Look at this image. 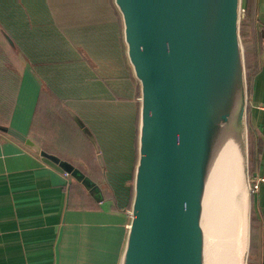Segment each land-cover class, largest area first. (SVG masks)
Here are the masks:
<instances>
[{
  "label": "water",
  "instance_id": "obj_1",
  "mask_svg": "<svg viewBox=\"0 0 264 264\" xmlns=\"http://www.w3.org/2000/svg\"><path fill=\"white\" fill-rule=\"evenodd\" d=\"M112 2L139 85L137 158L118 264H227L220 250L205 255L203 241L220 198L236 218L235 264H248L252 191L242 0ZM68 112L103 167L94 136ZM24 144L102 200L78 168L27 137Z\"/></svg>",
  "mask_w": 264,
  "mask_h": 264
},
{
  "label": "trees",
  "instance_id": "obj_2",
  "mask_svg": "<svg viewBox=\"0 0 264 264\" xmlns=\"http://www.w3.org/2000/svg\"><path fill=\"white\" fill-rule=\"evenodd\" d=\"M0 5L4 10L0 12V127H7L11 117L19 85L14 60L21 55L41 82L26 137L41 151L78 168L102 194L97 202L83 187L71 191L68 209L95 211L104 205L109 212L125 215L137 158L139 85L125 55L121 19L112 0H0ZM241 7L240 35L249 81L256 70L255 0H242ZM85 101L111 103L112 108L118 102L128 105V124L114 128V141L104 137L103 167L68 112L83 123L71 105L79 108ZM259 139L248 132L250 174L261 147ZM258 229L259 219L252 210L248 264H259Z\"/></svg>",
  "mask_w": 264,
  "mask_h": 264
},
{
  "label": "crops",
  "instance_id": "obj_3",
  "mask_svg": "<svg viewBox=\"0 0 264 264\" xmlns=\"http://www.w3.org/2000/svg\"><path fill=\"white\" fill-rule=\"evenodd\" d=\"M254 20L256 70L247 80V127L261 147L250 179L264 178V0H255ZM14 65L19 85L7 131L0 130V264H118L128 211L68 209L69 192L82 186L25 146L41 82L23 56ZM252 210L259 219L258 262L264 264V182L252 194Z\"/></svg>",
  "mask_w": 264,
  "mask_h": 264
},
{
  "label": "rangeland",
  "instance_id": "obj_4",
  "mask_svg": "<svg viewBox=\"0 0 264 264\" xmlns=\"http://www.w3.org/2000/svg\"><path fill=\"white\" fill-rule=\"evenodd\" d=\"M26 88L25 86V90ZM95 89L99 91V85H97ZM110 104L111 103H105L103 101H85L80 103L79 108H77L76 105H71L83 123L93 132L101 151H104V137L110 141H114V128L115 130H117L119 126L125 128L129 122L128 110L126 109L128 106L127 104L118 102L114 104L113 108ZM102 152L100 153L101 156L105 157L104 152ZM230 264H235V261L231 259Z\"/></svg>",
  "mask_w": 264,
  "mask_h": 264
},
{
  "label": "bare ground",
  "instance_id": "obj_5",
  "mask_svg": "<svg viewBox=\"0 0 264 264\" xmlns=\"http://www.w3.org/2000/svg\"><path fill=\"white\" fill-rule=\"evenodd\" d=\"M223 200L220 198L219 202L221 205L210 226L204 232L203 241L205 255L207 253L212 258L215 250H220L222 260L230 264L231 259L236 261V258L239 257V254H237L238 250H240L239 239H235V225L237 223L236 218H232L231 215L233 208H230L228 202ZM217 243L219 247H217ZM215 247L218 249H215ZM210 262L212 263L211 259Z\"/></svg>",
  "mask_w": 264,
  "mask_h": 264
},
{
  "label": "built area",
  "instance_id": "obj_6",
  "mask_svg": "<svg viewBox=\"0 0 264 264\" xmlns=\"http://www.w3.org/2000/svg\"><path fill=\"white\" fill-rule=\"evenodd\" d=\"M65 176H69L67 173H64ZM264 182V178H252L251 179V191L255 193L259 187V184Z\"/></svg>",
  "mask_w": 264,
  "mask_h": 264
}]
</instances>
